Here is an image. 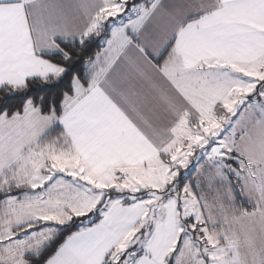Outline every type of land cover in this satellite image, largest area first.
I'll return each instance as SVG.
<instances>
[{
	"label": "snow or ice",
	"instance_id": "1",
	"mask_svg": "<svg viewBox=\"0 0 264 264\" xmlns=\"http://www.w3.org/2000/svg\"><path fill=\"white\" fill-rule=\"evenodd\" d=\"M0 264H264V0H0Z\"/></svg>",
	"mask_w": 264,
	"mask_h": 264
}]
</instances>
